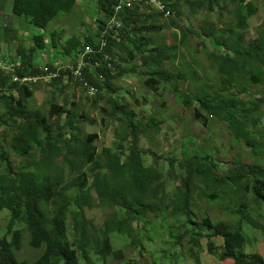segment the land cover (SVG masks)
<instances>
[{
  "label": "trees",
  "instance_id": "1",
  "mask_svg": "<svg viewBox=\"0 0 264 264\" xmlns=\"http://www.w3.org/2000/svg\"><path fill=\"white\" fill-rule=\"evenodd\" d=\"M11 1L13 14L46 29L59 13H71L78 0ZM162 1L171 12L172 23L182 31L180 38L176 31L172 33L173 43L152 36L153 32H161L169 24L160 22L164 18L163 12L154 10L142 0L134 1L132 8L124 7L118 13L121 26L106 34L107 46L102 50V30L119 0H96L98 26L94 34L84 39L76 34L64 37L58 30H51L49 38L33 35V45L29 49L21 46L15 56H5L1 44V35L13 29L11 22L4 21L0 25V52L3 53L0 63L14 69H0V210L9 213L6 231L0 235V264H80L81 261L95 264L91 252L103 260L113 255L122 259L123 250L116 249L111 237L134 231V220H139L148 210L160 211L163 205L169 206L165 204L167 181L158 163L160 156L155 155L154 165H147L143 161L146 152L140 147L141 135L149 129L160 132L163 121L151 117L143 125L135 107L125 100L114 83L115 79L133 74L138 68L145 76L146 86L154 90H160L161 86L169 89L186 108H193L194 117L205 125L210 116L227 122L235 137L244 139L252 147L256 158L263 157L264 139L256 138V133L260 132L257 128L260 104L254 102L263 99L251 100L249 106H243L240 93L246 89L241 88L239 79L251 73L254 83L263 81L260 69L264 66V36L245 42L243 34H233L234 28H228L227 34H218L208 23L202 25L201 32L184 29L172 16L182 14L181 3L191 15L211 13L232 3L236 26L245 29L248 19L257 11L254 1ZM193 33L208 37L219 49L212 53L219 61L221 80L225 76L219 91L194 87L200 75L192 67L190 72L167 68V63L177 58L180 45H186ZM50 48H55L61 57L38 65L34 61V51L42 49L45 52ZM83 54V77L97 88L94 102L105 99L112 109L108 111L106 106H101L103 121L108 115L118 121V128L122 129L115 133L120 138L115 150L104 147L101 152L97 151L95 142L99 134L83 132L74 119L77 115L74 109L68 107L67 102H57L56 92L63 91L61 85L66 77L70 81L75 78L73 67ZM62 58L70 59V64L59 66ZM57 70L58 75L51 77L55 88L49 110L29 108L28 101L34 95L36 82L15 81L14 77L47 75ZM253 70L257 73L252 74ZM100 74L103 78H99ZM187 74L191 82L185 87L183 82ZM75 79L86 88L83 81ZM78 120L86 121V114L78 115ZM124 142L129 143L128 151ZM12 154L19 159L17 164ZM163 160L170 161L171 171L175 170V163L182 171L179 174L182 186L169 197L170 205L185 211L186 219L194 225L192 233L196 236L192 239L196 244L200 245L201 239L208 237L209 252H217L221 261L264 264L262 254L245 251L247 239L242 231L243 223L248 222L264 233V222L259 219L263 214L260 206L264 202V162L233 161L227 173L217 174L219 161L210 150L182 159L166 157ZM72 188L77 190L74 196L70 195ZM195 189L212 202L224 198L227 201L225 209L234 214L237 212L239 218L233 223L214 222L206 215L199 223L189 209ZM249 203L255 207H249ZM105 205L113 210L101 226H96L86 211ZM141 230L142 227L137 229L138 235ZM25 236L32 249H40L33 260L18 256ZM211 237H217L221 242L213 241Z\"/></svg>",
  "mask_w": 264,
  "mask_h": 264
},
{
  "label": "rangeland",
  "instance_id": "2",
  "mask_svg": "<svg viewBox=\"0 0 264 264\" xmlns=\"http://www.w3.org/2000/svg\"><path fill=\"white\" fill-rule=\"evenodd\" d=\"M253 1L257 11L248 19V27L245 29H239L236 26L235 5L232 3L224 5L211 13L202 12L196 15H191L185 4L181 3L182 14L176 16L174 13L172 16L184 29L193 28L201 32L202 25L208 23L218 34H227L228 28H234V35L243 34L245 42H252L256 38L264 36V0ZM97 16L96 0H78L71 13H59L49 23L48 27L43 29L26 22L24 17L13 14L11 0H0V25L7 21L11 22L13 27L8 34L1 35V44L5 56H15L21 46L29 49L34 42L33 35L42 34L49 38L51 30H58L60 35L64 37L76 34L84 39L87 35H92L97 31ZM163 21L168 23L169 27L161 32H153L152 36L164 39L166 43H173L175 37L172 33L176 31L180 38L182 31L180 28H176V25L174 26L171 17L164 16L160 19V22ZM222 29L225 31H222ZM218 50L208 37L193 33L189 36V42L186 45H180L177 58L173 62H168L167 68L175 72L179 69L190 72L189 69L192 67L200 75V78L193 84L194 87L219 91L225 76L221 80L218 72L219 61L214 59L212 55ZM55 51V48L46 49L45 52L42 49H37L34 51V61L38 65H46V61H55L56 58L61 57ZM2 54L0 52V61L3 60ZM64 64H70V59L62 58L59 66ZM243 69L246 71V67ZM260 71L263 81L259 83L253 82L250 76L251 73L246 78L239 79L241 80V88L246 89L245 92L240 93L243 106H249L251 100L263 99L261 102L254 101L260 104L259 113L261 117L257 123L260 132L256 133L258 140L264 139V66L261 65ZM256 73L257 70L252 71V74ZM187 75V79L183 82L185 87L191 82L189 74ZM144 78L145 76L138 68L137 72L121 76L115 79L114 83L119 88V92L124 95L125 100L132 107H135L137 117L142 120L143 125L151 117H157L163 121L160 132L156 133L154 129H149L141 135L140 147L146 152L143 155V161L147 165H154L156 157L160 156L158 163L162 167L167 181L165 204H169V206L165 208L163 205L160 211L148 210L139 220H134V231L131 230L129 234H114L111 237L116 249L123 250L122 259H120V256L113 255L108 257L107 260H103L93 252H91V257L96 261L95 264H231V260L221 261L217 252H209L208 237L202 238L200 245L196 244L192 239L193 236H196L192 233L194 225H191L186 219L187 214L180 207L170 205L169 197L172 196L177 187L182 186L179 177L182 171L178 163H175V170L171 171L170 161H165L163 158L175 157L182 159L187 155L205 153L206 150H210L215 155V159L219 161L217 174H224L228 172V167L233 161H240L245 164L261 163L264 162V154L262 158H256L252 147L248 146L244 139H237L233 131L227 126V122L210 116L208 124H203L198 118L194 117V109L186 108L169 89L161 86L160 90H154L144 84ZM74 80L76 79L73 78L70 81L67 77L65 78L61 85L63 91H57L55 94L57 102H67L68 107L74 109L77 113L74 119L82 127L83 132H97L99 134V138L95 142L97 151L101 152L104 147L115 150L117 143L120 141L115 133L116 131L120 132L122 129L118 128V121L110 119L108 115L103 121V114L101 113V106H106L108 111H112L111 107L102 98H99L95 103V95L90 94L86 88ZM34 87V95L28 101L29 108L47 112L55 88L51 84V78L38 80ZM82 113L86 114L87 120L79 122L78 115ZM63 120L65 121V119ZM93 120L96 122L92 123ZM123 145L128 151L129 143L124 142ZM12 159L15 164L19 162L14 154H12ZM20 160L25 161L24 159ZM76 191L75 188H72L70 195L74 196ZM226 202L221 197L212 202L195 189L192 205L189 209H191L193 217L199 223L203 221V216L206 215H210L214 222L233 223L239 218V214L237 212L234 214L225 209ZM249 207L253 208L255 205L249 203ZM260 208L263 214L259 216V219L264 222V202L261 203ZM112 210L113 208L105 205L104 207L88 209L86 212L88 218L96 226H101ZM8 216L7 210H0V235H3L6 231ZM70 222L71 220L69 225H71ZM140 227H142V230L138 235L137 229L139 231ZM69 231H72L71 226ZM242 231L247 239L245 251L247 253L258 252L264 257V233L262 230L253 228L251 224L244 222ZM210 239L218 243L221 242L217 237H211ZM136 240L138 241L136 242ZM39 253L40 249H32L25 236L23 248L18 256L33 260ZM80 264L87 263L81 261Z\"/></svg>",
  "mask_w": 264,
  "mask_h": 264
},
{
  "label": "built area",
  "instance_id": "3",
  "mask_svg": "<svg viewBox=\"0 0 264 264\" xmlns=\"http://www.w3.org/2000/svg\"><path fill=\"white\" fill-rule=\"evenodd\" d=\"M134 1L136 0H119V3L115 6L114 14L107 20V24L105 28L102 30L101 33V39H100V49H104L107 46V36L106 34L110 32L112 29H118L121 26V21L118 18V13L124 8V7H133ZM146 5H150L153 7L154 10L163 12V15L165 17H169L171 15L170 10L167 7V4L163 2L162 0H142ZM85 67V61H84V54L81 56V58L78 60L75 67H73L74 77L79 79L80 81H83V85L87 88L88 92L90 94H95L96 87L91 84L89 81L85 80L83 77V69ZM0 69H10L11 71H14L13 67L5 66L2 63H0ZM58 75V70L55 72H50L47 75H37V76H29V77H23L20 78L19 76H15L14 80H20L22 82H38V80L42 78H51L53 76ZM99 78H103V75L100 74Z\"/></svg>",
  "mask_w": 264,
  "mask_h": 264
}]
</instances>
